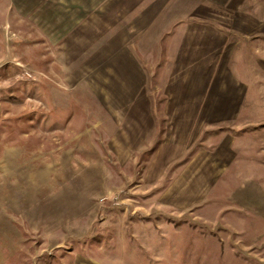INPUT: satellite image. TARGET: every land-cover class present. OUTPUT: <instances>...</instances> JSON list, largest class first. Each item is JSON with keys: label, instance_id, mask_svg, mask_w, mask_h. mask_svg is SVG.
<instances>
[{"label": "rangeland", "instance_id": "obj_1", "mask_svg": "<svg viewBox=\"0 0 264 264\" xmlns=\"http://www.w3.org/2000/svg\"><path fill=\"white\" fill-rule=\"evenodd\" d=\"M60 1L0 0V264H264V34L248 33L250 11L241 33L210 9L161 57L116 58L132 41L116 17L92 42L71 23L55 38L74 14ZM106 37L112 57L96 48ZM143 91L148 122L127 113Z\"/></svg>", "mask_w": 264, "mask_h": 264}, {"label": "crops", "instance_id": "obj_2", "mask_svg": "<svg viewBox=\"0 0 264 264\" xmlns=\"http://www.w3.org/2000/svg\"><path fill=\"white\" fill-rule=\"evenodd\" d=\"M72 4V6H68L66 0H63L56 6V10H61L64 14L70 10L74 14H72L73 21L70 20V14H68L63 26L57 27V33L59 32V34L55 35V38L62 41V37L70 30L68 28V32L65 33L66 23H71L74 24V32L76 27H79L78 30L88 34V41L92 42L91 40H96L99 37H97L99 31L102 34L104 33L105 36L107 35L113 24V17H116L122 26L121 39L123 40L124 36L126 42L132 40L131 45L127 42V47L130 48L124 47L123 49L120 47L118 53L114 49L115 54L113 56L115 55L116 58L136 57L137 59H148L161 57V50L170 47L174 49L170 42L177 41L176 36L182 31L189 32V36H192L193 32L197 31L194 26L197 27L202 24L198 23V20L202 21L203 18H198V15L205 14L207 16L210 9L232 12V19L227 18L226 21L231 22L234 25V30L240 33L244 31V28L242 30L241 23L237 21V16L245 19L247 15L245 11L248 10L250 11L248 15V33H255L256 36L264 34V13L261 15L259 12L257 13L258 10L264 11V1L261 0H82L80 2L73 0ZM43 9L44 11L53 10V7L47 5ZM80 10H88L90 18H83ZM134 10H137L136 14H133ZM251 11H256V13L253 12L252 14ZM130 13H132L131 17H129ZM67 27H71V25H67ZM132 31L136 33V36L129 38ZM116 36L119 37V33ZM189 39H186V41H189ZM113 40L107 37L104 40L101 38L97 40L101 42L96 47L99 48L98 50L101 53L99 56L112 57V53L109 51ZM179 46L181 47L182 43ZM177 50L179 49L177 48ZM106 52L109 54H105ZM177 56L179 55L175 54V57ZM137 63L139 65H136V72L144 76L147 73L146 67L140 64L139 61ZM140 66H143V69H139ZM145 98L144 91L135 99L133 98V101L129 102L127 106V113L132 112L134 114L136 112L137 116L141 117L139 120L148 122L150 121L151 110L150 106L148 107V104H146Z\"/></svg>", "mask_w": 264, "mask_h": 264}]
</instances>
